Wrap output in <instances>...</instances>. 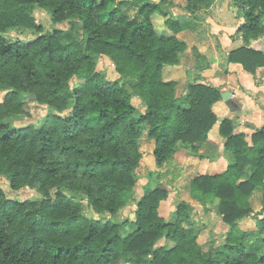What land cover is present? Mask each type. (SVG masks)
Listing matches in <instances>:
<instances>
[{
    "label": "trees",
    "instance_id": "trees-1",
    "mask_svg": "<svg viewBox=\"0 0 264 264\" xmlns=\"http://www.w3.org/2000/svg\"><path fill=\"white\" fill-rule=\"evenodd\" d=\"M210 1L186 0V9L192 13ZM230 2L243 19L236 30L242 41L263 39L264 0ZM165 4L0 0V180L11 191L30 187L39 194L9 199L0 188V264H264V198L260 224L239 226L252 213V193L264 189V125L247 134L234 132L228 119L218 122L219 87L191 83L176 94L177 81L164 71L178 64L186 44ZM38 10L69 28L44 32ZM155 14L167 32L156 29ZM16 30L34 37L8 41L6 34ZM100 56L111 60L118 77L96 70ZM227 61L254 76L264 68V51L241 46ZM23 97L52 113L39 126H14L6 119L23 114ZM215 127L224 151L218 160L198 153ZM148 142L157 166L179 148L207 164L189 178V201L177 202L173 221L160 212L165 188L147 182L135 200ZM82 201L97 218L83 215ZM195 202L214 205L228 226L220 245L211 226L196 229ZM131 203L133 218L115 221ZM162 238L170 245L156 246Z\"/></svg>",
    "mask_w": 264,
    "mask_h": 264
},
{
    "label": "crops",
    "instance_id": "crops-1",
    "mask_svg": "<svg viewBox=\"0 0 264 264\" xmlns=\"http://www.w3.org/2000/svg\"><path fill=\"white\" fill-rule=\"evenodd\" d=\"M230 5L229 0H211L208 5L195 10L192 21L185 19L183 13L178 16L181 31L177 37L186 44V49L180 54L178 64L166 69H172L174 74L165 76L177 81V86L181 89L179 95L184 94L191 83L219 87L220 94H224V97L213 106L218 122L228 119L232 122L234 132L251 134L264 125V68H259L253 76L244 71L240 64L227 61V54L231 50L241 46L255 47L257 44V41H250L246 45L242 41L241 34L236 32L243 19L235 9L234 13L237 14H235L234 26L226 25L225 11ZM216 128L202 143L198 153H208L210 149L214 150L216 145H219L216 151L220 153L223 151V141L218 136ZM174 155H178V152ZM186 156L194 160L191 163L192 169L199 171L207 167V164L205 165L198 158L187 154L181 157L183 159H178L179 164ZM220 158L221 156L218 157ZM150 160L153 161L154 158ZM155 171H159L158 168ZM139 193L141 197L143 190ZM191 204L194 206L198 203ZM174 210L175 207L172 211ZM160 212L166 220V210L162 206ZM225 226L228 230V226Z\"/></svg>",
    "mask_w": 264,
    "mask_h": 264
},
{
    "label": "rangeland",
    "instance_id": "rangeland-1",
    "mask_svg": "<svg viewBox=\"0 0 264 264\" xmlns=\"http://www.w3.org/2000/svg\"><path fill=\"white\" fill-rule=\"evenodd\" d=\"M158 1V0H153ZM226 1V0H225ZM230 2V0H229ZM186 0H166V4L164 9L166 11H170L171 14L178 19V16L183 13V16H185V19H188L189 21L193 20L192 15L196 12H192L191 15L188 14L189 12L186 9ZM231 4V2H230ZM233 8V9H232ZM234 7L230 5L226 8V25L227 26H234L235 22V14L234 13ZM236 10V9H235ZM237 11V10H236ZM127 12L129 16H134L135 9L133 7L127 6ZM188 14V15H187ZM37 20L42 24L44 28V32H50L54 28H60V29H68L69 24L67 22L64 23H53L51 21L50 16L44 12L43 10H38L36 14ZM154 24L156 29L159 31V33H163L162 31H166L167 29L163 26V19L159 15H154ZM163 29V30H162ZM32 37H34V33L32 31L27 30H16L13 32H9L6 34V39L8 41H13L17 38H21L24 40H29ZM255 47L259 49L264 50V38L259 39L257 41V44ZM167 69V68H166ZM165 69V70H166ZM96 70L100 71L101 73L105 74V76L109 80H113L118 75L116 74L114 70V65L111 62V60L106 56H100L98 58ZM174 73L172 69H168L164 72V76H172ZM189 76V75H187ZM166 77V76H165ZM75 79H72L71 85H73ZM181 89L176 87V94H180ZM2 95L0 94V101H1ZM23 114L19 116H14L11 118H7L6 121L10 122L14 126L21 127L28 124H33L35 126H39L41 122L43 121L44 117L50 113L51 111L45 107V106H37L31 99L27 97H23ZM132 104L137 108L138 112H143L144 107L139 99L136 97H133L131 100ZM52 113V112H51ZM69 113V110H66L62 113V115H66ZM215 131V130H214ZM150 144L153 145V142H148L145 144L142 148V159L140 161V164L136 170V178L137 182L135 184L134 190H135V200L139 199V192H142L143 184L149 182L152 184V186L158 185L161 188H165L168 192V197L164 203H162V208L166 210V220L171 221L174 218V211L173 207L176 206L177 202L180 200H188V180L195 171L193 165L191 163L194 161L191 160L189 156H186L184 158L183 162L179 164L178 159H183L184 154L192 155L188 149L186 148H179L176 152H178V155H172L165 163L161 164L160 166H157L155 161H151L150 158L153 159L151 150L149 151ZM219 146V145H218ZM218 146H215V149L205 153L209 154L212 157H222L224 154V151L221 153L216 151ZM150 152V154H148ZM213 153V155H211ZM158 168L159 171H155ZM249 171L246 172L245 176H248ZM0 188L3 189L6 192V196L9 199H18V200H25V199H35L38 197V193L36 190L30 188V187H23L18 191H11L9 189L8 183L5 180H0ZM263 198H264V189L258 188L256 189L252 195L249 198V202L252 208V213L249 218L244 220L240 223L239 226L241 227H256L260 223V220L262 218L261 215V208L263 204ZM175 205V206H172ZM192 210H191V216L192 219L196 222V229L201 228L203 225H208L213 228L214 237L216 239L215 246L220 245L223 240L224 236L226 234V226L225 224L220 220L219 216L215 212L214 205H207L206 207H203L200 204H195L194 206L191 204ZM133 212H134V206L133 204H128L124 208L121 209V211L114 217V220L119 222L126 218H133ZM82 213L86 217L89 218H97L96 214L93 213L92 209L87 205L86 201H82ZM163 246V245H170L166 242L164 238L160 239L156 246ZM206 253V251H205Z\"/></svg>",
    "mask_w": 264,
    "mask_h": 264
},
{
    "label": "water",
    "instance_id": "water-1",
    "mask_svg": "<svg viewBox=\"0 0 264 264\" xmlns=\"http://www.w3.org/2000/svg\"><path fill=\"white\" fill-rule=\"evenodd\" d=\"M221 97H224V94L221 95ZM29 98H34V97H29ZM213 248H211L210 253L212 252Z\"/></svg>",
    "mask_w": 264,
    "mask_h": 264
}]
</instances>
